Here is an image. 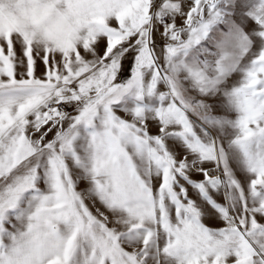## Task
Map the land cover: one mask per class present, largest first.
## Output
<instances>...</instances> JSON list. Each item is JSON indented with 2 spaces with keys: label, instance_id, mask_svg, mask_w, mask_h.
<instances>
[{
  "label": "snow or ice",
  "instance_id": "obj_1",
  "mask_svg": "<svg viewBox=\"0 0 264 264\" xmlns=\"http://www.w3.org/2000/svg\"><path fill=\"white\" fill-rule=\"evenodd\" d=\"M0 264H264V0H0Z\"/></svg>",
  "mask_w": 264,
  "mask_h": 264
},
{
  "label": "rangeland",
  "instance_id": "obj_2",
  "mask_svg": "<svg viewBox=\"0 0 264 264\" xmlns=\"http://www.w3.org/2000/svg\"><path fill=\"white\" fill-rule=\"evenodd\" d=\"M177 23L179 24L180 21L178 20ZM205 166H206V167H211V165H205ZM194 178H195V179H202V176H200V175H196V176H194ZM81 187H83V185H81ZM190 194H191V193H190ZM87 202H88L89 204H91L90 201H87ZM93 211H94V209H93ZM206 222H208V221H206ZM210 226L216 227V226H219V225H217V224H215V223H211Z\"/></svg>",
  "mask_w": 264,
  "mask_h": 264
}]
</instances>
